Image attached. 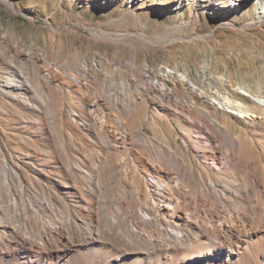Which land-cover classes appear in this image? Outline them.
Instances as JSON below:
<instances>
[{"label": "bare ground", "instance_id": "1", "mask_svg": "<svg viewBox=\"0 0 264 264\" xmlns=\"http://www.w3.org/2000/svg\"><path fill=\"white\" fill-rule=\"evenodd\" d=\"M135 68L2 36L0 116L24 129L0 147V264H264V88Z\"/></svg>", "mask_w": 264, "mask_h": 264}, {"label": "rangeland", "instance_id": "2", "mask_svg": "<svg viewBox=\"0 0 264 264\" xmlns=\"http://www.w3.org/2000/svg\"><path fill=\"white\" fill-rule=\"evenodd\" d=\"M104 1L0 0V41L6 34L51 62L107 60L112 72L122 69L118 77L132 74L135 67L137 71L156 67L178 76L188 74L195 83H201L199 76L204 71L206 82L220 77L251 91L264 88V13H259L255 0L239 5L224 0L229 9L220 13L214 12L215 1L201 6L189 1L181 7L180 0ZM95 29L107 38H100ZM179 91L185 94L183 88ZM213 93L217 94L216 90ZM155 98L153 102L147 96L148 111L158 105L159 95ZM234 99L247 103L240 96ZM57 123L60 128L64 125L60 119ZM175 125L178 134L181 128ZM236 128L240 131L242 127ZM23 129L0 116V147L21 150L11 136ZM147 133L156 137L151 129ZM157 133L163 138L162 130ZM198 163L203 161L198 159Z\"/></svg>", "mask_w": 264, "mask_h": 264}]
</instances>
